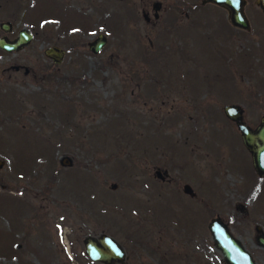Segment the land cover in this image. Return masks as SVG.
Segmentation results:
<instances>
[{"label":"rangeland","instance_id":"374dc122","mask_svg":"<svg viewBox=\"0 0 264 264\" xmlns=\"http://www.w3.org/2000/svg\"><path fill=\"white\" fill-rule=\"evenodd\" d=\"M152 1L0 10L9 36L32 33L0 50V264H103L82 244L101 232L124 250L111 264H228L212 216L264 264L254 238L264 175L221 110L237 103L251 127L264 113V14L245 0L240 28L211 1L158 0L156 18ZM99 32L106 41L91 52ZM49 44L64 50L59 63L43 54Z\"/></svg>","mask_w":264,"mask_h":264},{"label":"water","instance_id":"95a60500","mask_svg":"<svg viewBox=\"0 0 264 264\" xmlns=\"http://www.w3.org/2000/svg\"><path fill=\"white\" fill-rule=\"evenodd\" d=\"M211 1L215 4L226 8L229 23L240 28H248L249 23L247 17L243 12V4L245 0H201V3ZM264 14V0H253ZM160 2L154 0L151 4L153 9V16H157V10ZM143 12V17L145 16ZM0 29L3 34L0 35V48L5 51H13L20 49L26 44L31 32L25 28L20 27L16 31V35L9 39L5 35L11 30V22L9 20L0 21ZM106 41L104 34L97 33L92 39L87 42L88 49L91 52H96ZM43 54L49 57L52 62L59 63L63 56L64 50L55 45H47L42 50ZM223 114L234 122L239 131L240 139L243 146L248 150L251 158V163L254 171L259 176L264 175V113L258 118V122L250 127L242 118V109L237 103L229 102L221 106ZM62 165H70L71 159L67 155H62L59 158ZM3 160L0 159V165ZM159 174L158 170H155ZM110 187H114L111 184ZM182 190L186 193H192L190 186L187 183L183 184ZM206 228L211 236L214 246L220 251L223 261L228 264H257L250 252L242 245L238 237L234 236L228 229L227 224L223 222L218 216L209 218ZM256 231L255 241L258 245L264 248V234L261 227L255 224ZM83 251L90 260L99 261L103 264H111L112 262H120L124 258V250L121 244L112 236L106 233H99L97 236L89 234L82 238Z\"/></svg>","mask_w":264,"mask_h":264},{"label":"flooded vegetation","instance_id":"af4514ba","mask_svg":"<svg viewBox=\"0 0 264 264\" xmlns=\"http://www.w3.org/2000/svg\"><path fill=\"white\" fill-rule=\"evenodd\" d=\"M154 1V0H153ZM152 1V2H153ZM152 2H151V4H152ZM200 2H201V0H200ZM206 2H208V1H206ZM18 2H13L12 3V5L16 8L17 6H18V4H17ZM6 4V0H0V10H2V8L4 7V5ZM151 4H150V6H151ZM218 5V4H217ZM161 4H159V7H158V9H160L161 7ZM218 6H220V7H222V8H225V7H223V6H221V5H218ZM14 7H12V8H14ZM178 7V6H177ZM5 8V7H4ZM226 9V8H225ZM153 11V10H152ZM152 14H153V12H152ZM153 16V15H152ZM154 17V16H153ZM157 17V16H156ZM156 17H154V18H156ZM148 16H147V14H145V16H144V20H146V21H148ZM1 21H3V20H1ZM11 30H12V24H11ZM11 30H9L8 32H10ZM0 35H2L3 34V32H2V30L0 29ZM17 31V30H16ZM30 31V30H29ZM8 32H6L5 33V35L7 36V38H9V39H12L15 35H16V33L13 35V37H11V36H9L7 33ZM31 32V31H30ZM101 33V32H100ZM31 37H32V33H31ZM31 37H30V39H31ZM30 39H29V41H30ZM28 41V42H29ZM89 41V40H88ZM87 41V42H88ZM87 42H86V44H87ZM49 45H51V44H49ZM0 50H3L2 48H0ZM5 51V50H4ZM13 51H16V50H13ZM64 54V53H63ZM251 127V126H250ZM253 127V126H252ZM239 137H240V135H239ZM155 174H157L156 172H155ZM160 178H163V175H161L160 176ZM161 180H163V179H161ZM182 187H183V184H182ZM182 187H181V190H182ZM183 191V190H182ZM184 192V191H183ZM192 193H186V192H184V193H186L189 197H192V195H193V191H191ZM99 262V261H98ZM115 262V261H114ZM102 263V262H101Z\"/></svg>","mask_w":264,"mask_h":264},{"label":"trees","instance_id":"16d2710c","mask_svg":"<svg viewBox=\"0 0 264 264\" xmlns=\"http://www.w3.org/2000/svg\"><path fill=\"white\" fill-rule=\"evenodd\" d=\"M206 34H207V32H206ZM211 37H212V34H211ZM143 57V56H142ZM148 58H150V57H148ZM116 124L118 123V122H116V121H114ZM119 123H121V121L119 122Z\"/></svg>","mask_w":264,"mask_h":264},{"label":"snow or ice","instance_id":"6c2138e0","mask_svg":"<svg viewBox=\"0 0 264 264\" xmlns=\"http://www.w3.org/2000/svg\"><path fill=\"white\" fill-rule=\"evenodd\" d=\"M237 2H238V0H237Z\"/></svg>","mask_w":264,"mask_h":264}]
</instances>
